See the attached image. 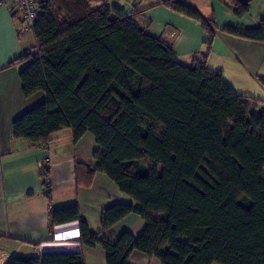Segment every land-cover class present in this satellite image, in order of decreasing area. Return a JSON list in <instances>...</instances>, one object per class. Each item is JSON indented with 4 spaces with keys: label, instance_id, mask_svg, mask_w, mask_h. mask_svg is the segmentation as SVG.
<instances>
[{
    "label": "trees",
    "instance_id": "trees-1",
    "mask_svg": "<svg viewBox=\"0 0 264 264\" xmlns=\"http://www.w3.org/2000/svg\"><path fill=\"white\" fill-rule=\"evenodd\" d=\"M230 2L237 16L250 10ZM163 3L201 22L211 44L213 19L178 0ZM37 5L36 48L15 62L26 63L25 96L44 91L47 98L14 121V135L37 142L65 127L75 137L90 132L100 148L94 169L134 199L105 210L103 229L130 213L146 220L140 235L124 231L116 239L91 235L78 205L53 211L51 223L81 222L82 245H100L106 264H130L133 251L162 264H264V99L238 93L206 55L179 63L170 45L118 7ZM224 30L264 41V19L256 28ZM136 77L150 87L137 89ZM8 264H85V257L45 253Z\"/></svg>",
    "mask_w": 264,
    "mask_h": 264
},
{
    "label": "crops",
    "instance_id": "crops-1",
    "mask_svg": "<svg viewBox=\"0 0 264 264\" xmlns=\"http://www.w3.org/2000/svg\"><path fill=\"white\" fill-rule=\"evenodd\" d=\"M163 1L90 3L93 7H118L138 19V24L146 25L153 37L161 38L175 50L177 61L183 65H192L195 59L206 55L207 65L222 71L224 80L238 93L264 99V41L224 30L259 27L264 19V0H240L250 6L243 16L235 14L230 0H178L214 20L217 33L210 45L201 22ZM21 27L19 14L8 4H0V264H8L15 256L76 252H83L85 264H106V253L100 245H82L81 222L52 224L51 213L78 205L81 220L91 235L106 234L113 239L124 231L140 235L146 220L138 213H130L109 229H103L105 210L133 203L134 199L108 175L94 169L98 164L94 153L100 148L90 132L75 137L73 129L65 127L37 142L14 135V121L47 98L44 91L30 97L23 92L20 71L26 63L15 61L34 50L37 41L32 30L21 32ZM47 159L45 177L42 164ZM148 215L155 219L163 217L162 212L154 210H149ZM129 263L162 264L158 258L140 251L131 253Z\"/></svg>",
    "mask_w": 264,
    "mask_h": 264
},
{
    "label": "built area",
    "instance_id": "built-area-1",
    "mask_svg": "<svg viewBox=\"0 0 264 264\" xmlns=\"http://www.w3.org/2000/svg\"><path fill=\"white\" fill-rule=\"evenodd\" d=\"M0 4H8L12 11L21 17V32L29 31L33 28L38 17L37 0H0ZM49 160L47 159L42 167L47 169Z\"/></svg>",
    "mask_w": 264,
    "mask_h": 264
},
{
    "label": "rangeland",
    "instance_id": "rangeland-1",
    "mask_svg": "<svg viewBox=\"0 0 264 264\" xmlns=\"http://www.w3.org/2000/svg\"><path fill=\"white\" fill-rule=\"evenodd\" d=\"M144 13L146 14V12L144 11ZM135 21L138 23V19L135 18ZM31 33V32H29ZM133 83L135 84L136 88L137 89H147L150 87V84L149 83H146L145 81L141 80V78L139 77H136L134 80H133ZM155 219V218H153ZM215 264H219V263H215Z\"/></svg>",
    "mask_w": 264,
    "mask_h": 264
}]
</instances>
